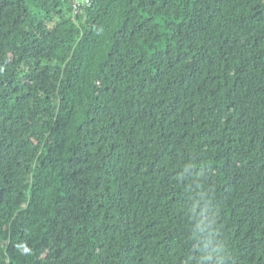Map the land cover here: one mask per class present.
<instances>
[{"label": "trees", "instance_id": "16d2710c", "mask_svg": "<svg viewBox=\"0 0 264 264\" xmlns=\"http://www.w3.org/2000/svg\"><path fill=\"white\" fill-rule=\"evenodd\" d=\"M72 4L0 0V264H264V0Z\"/></svg>", "mask_w": 264, "mask_h": 264}, {"label": "built area", "instance_id": "2783aa9c", "mask_svg": "<svg viewBox=\"0 0 264 264\" xmlns=\"http://www.w3.org/2000/svg\"><path fill=\"white\" fill-rule=\"evenodd\" d=\"M73 9H77L78 7L89 5L91 0H72Z\"/></svg>", "mask_w": 264, "mask_h": 264}, {"label": "rangeland", "instance_id": "374dc122", "mask_svg": "<svg viewBox=\"0 0 264 264\" xmlns=\"http://www.w3.org/2000/svg\"><path fill=\"white\" fill-rule=\"evenodd\" d=\"M28 171L26 170L25 173H27Z\"/></svg>", "mask_w": 264, "mask_h": 264}]
</instances>
